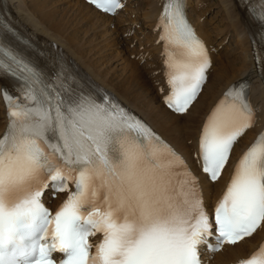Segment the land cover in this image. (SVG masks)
<instances>
[{
    "label": "snow or ice",
    "instance_id": "6c2138e0",
    "mask_svg": "<svg viewBox=\"0 0 264 264\" xmlns=\"http://www.w3.org/2000/svg\"><path fill=\"white\" fill-rule=\"evenodd\" d=\"M90 2L104 12L122 7ZM249 10L264 23V0ZM161 24L171 86L164 102L183 114L211 61L187 20L186 0H166ZM4 33L15 35L0 21V78L14 79L17 90H0L8 117L0 135V264H203L201 246L214 253L264 224V131L210 216L199 179L143 118L66 61L34 63ZM250 96L244 81L233 84L203 125L199 157L212 182L255 124ZM49 189L53 197L67 193L54 213L43 202ZM236 264H264V244Z\"/></svg>",
    "mask_w": 264,
    "mask_h": 264
},
{
    "label": "bare ground",
    "instance_id": "6f19581e",
    "mask_svg": "<svg viewBox=\"0 0 264 264\" xmlns=\"http://www.w3.org/2000/svg\"><path fill=\"white\" fill-rule=\"evenodd\" d=\"M5 1L3 5L11 9L24 26L38 38L54 41L64 48L109 91L105 90L106 93L143 118L186 159L192 173L199 177L206 207L213 211L239 159L264 131V72L258 68L256 56L259 53L254 49V32L258 25L252 22L246 5L241 0H186L187 20L206 46L211 65L201 93L189 110L180 114L164 104V97L171 90L167 82L165 42L160 39L166 0H124L123 8L114 16L97 10L86 0ZM254 9L259 11V0ZM34 42L38 45L37 57L42 52L49 56L46 51L52 47L36 39ZM46 63L37 61L41 67ZM76 72L83 74L82 69ZM7 80L0 78V90ZM239 81H244L251 89L255 124L234 144L220 179L211 182L201 171L202 128L224 93ZM91 86L97 90L95 85ZM7 123V106L0 91V135ZM66 196L67 193L62 192L53 197L47 190L45 200L56 208ZM99 238L98 235L94 241ZM263 242L264 224L251 238L227 245L218 253L206 254L205 259L209 264H230L249 256Z\"/></svg>",
    "mask_w": 264,
    "mask_h": 264
},
{
    "label": "rangeland",
    "instance_id": "374dc122",
    "mask_svg": "<svg viewBox=\"0 0 264 264\" xmlns=\"http://www.w3.org/2000/svg\"><path fill=\"white\" fill-rule=\"evenodd\" d=\"M133 58V57H132Z\"/></svg>",
    "mask_w": 264,
    "mask_h": 264
}]
</instances>
